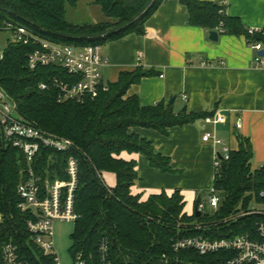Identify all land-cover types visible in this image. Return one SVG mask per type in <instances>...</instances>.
Listing matches in <instances>:
<instances>
[{
	"label": "trees",
	"instance_id": "16d2710c",
	"mask_svg": "<svg viewBox=\"0 0 264 264\" xmlns=\"http://www.w3.org/2000/svg\"><path fill=\"white\" fill-rule=\"evenodd\" d=\"M79 1L0 0V30L5 31L10 23L53 43L103 46L131 35L144 36L148 21L165 0H96L106 18L119 25V29L110 34L105 33L104 24L79 26L63 20L65 4L74 6ZM178 1L188 9L191 26L210 32L221 31L225 35H244L249 43L264 42L259 35H248L241 21L229 17L219 3ZM42 24L51 31H44L40 27ZM32 51L33 46L15 42L3 51L0 91L15 103L21 120L70 139L78 147L74 154L80 164L75 195V211L79 218L71 236L73 258L82 255L90 264H224L230 257L228 253L200 255L193 250L175 251L174 242L185 237L215 240L253 234L256 223L264 222L263 209L260 214H245L225 223L232 214L239 215L247 210L253 200L264 206L261 196L264 170H252L253 147L249 139L239 136V149L230 150L228 160L218 154L219 166L213 186L220 197V205L215 217L204 216L203 212L200 217L185 214L184 200L179 192L171 196L153 195L142 202L140 196L131 192L138 179L137 163L121 158L122 153L144 155L152 168L164 173L174 170L170 158L156 152L151 141L130 130L153 129L166 135L171 128L192 124L211 114L175 113L174 106L168 103L143 107L136 96L125 99L132 85L154 74L141 68L122 73L117 83H108V91L101 90L84 104H60L57 90L50 87L43 91L40 84L49 83L55 76L64 78V74L53 66L29 69L27 60ZM51 156L59 163L50 162ZM67 157L44 151L36 165L43 172L49 168L54 180V172L65 167ZM25 168L23 153L7 146L0 131V214L4 215L0 254L3 244L13 242L27 264H53L27 230L30 217L19 209L21 199L17 189L23 181ZM105 173L116 175L114 188L105 184ZM59 175L67 179L63 172ZM209 222L208 229L196 228ZM103 244L107 249L105 260L101 252Z\"/></svg>",
	"mask_w": 264,
	"mask_h": 264
},
{
	"label": "crops",
	"instance_id": "0c3cea01",
	"mask_svg": "<svg viewBox=\"0 0 264 264\" xmlns=\"http://www.w3.org/2000/svg\"><path fill=\"white\" fill-rule=\"evenodd\" d=\"M197 1L219 3L245 29L264 28V0ZM216 32L218 41H211L210 31L190 25L186 7L178 0H165L148 21L144 36L131 35L107 43L101 51L109 62L102 69L107 84H115L122 73L139 68L154 73L132 85L125 99L136 96L143 107H150L161 102L170 104L175 98V113L187 108L188 113L211 114L192 124L171 128L166 135L153 129L130 130L170 158L172 173L152 168L144 155H121L137 163L133 195L146 202L153 195L179 192L185 204L183 212L188 216L195 214L198 199L202 202L201 194L209 193L213 186L218 154L224 147L238 150L239 136L252 144V170L264 167V67L253 64L255 52L246 36ZM207 119L218 122L207 123ZM239 122L241 128L237 127ZM207 134L222 143L205 142ZM104 177L108 187L116 186L115 174L105 173Z\"/></svg>",
	"mask_w": 264,
	"mask_h": 264
},
{
	"label": "built area",
	"instance_id": "2783aa9c",
	"mask_svg": "<svg viewBox=\"0 0 264 264\" xmlns=\"http://www.w3.org/2000/svg\"><path fill=\"white\" fill-rule=\"evenodd\" d=\"M5 29L13 32L15 43L33 46V51L27 60L29 69L53 66L64 74V78L55 76L49 83L40 84V89L43 91L49 90L50 87L57 90L58 103L84 104L101 90L108 91V84L102 77V69L109 62L101 55V45L80 47L53 43L24 27L13 26L10 23ZM247 33L252 37L259 35L264 39V28L251 27L247 29ZM250 46L255 52L253 64L258 68L264 67V56L258 54L264 51V42H251ZM3 57L1 52L0 61ZM206 122L218 121L207 119ZM237 127L241 128V122ZM0 131L6 145L20 150L26 161L24 178L17 192L21 199L19 209L30 217L27 230L43 255L50 258L53 264H61L54 248V224L57 221L76 222L79 218L75 211V195L79 185L80 164L74 154L78 147L70 139L45 132L21 120L15 103L11 102L2 91H0ZM203 140L205 142L213 140L217 145L222 143L210 134L204 136ZM44 151L68 156L65 167L54 172L56 177L54 180L51 179L49 168L43 172L36 165ZM229 153L230 149L224 147L219 155L228 160ZM218 166L219 162L216 161V167ZM62 172L67 179L59 177V173ZM261 196L264 197V191ZM208 204L214 210L219 208L220 197L214 186L209 189ZM204 209V204L200 202L197 210L202 213ZM250 214H260V212L253 210ZM2 223L3 218L0 216V226ZM174 249L175 251L193 250L200 255L228 253L230 257L224 264H264V222L256 223L255 232L248 235L215 240L203 237L181 238L174 242ZM101 252L105 260L107 252L105 244L102 245ZM73 262V264H90L82 255L73 258ZM0 264H27V261L23 259L15 243L7 242L1 247Z\"/></svg>",
	"mask_w": 264,
	"mask_h": 264
},
{
	"label": "rangeland",
	"instance_id": "374dc122",
	"mask_svg": "<svg viewBox=\"0 0 264 264\" xmlns=\"http://www.w3.org/2000/svg\"><path fill=\"white\" fill-rule=\"evenodd\" d=\"M32 12L35 14L34 11ZM63 20L69 24L79 25V26L89 25V24H93V25L104 24L105 25L104 31L106 34H110L111 32H114L115 30L119 29L118 23L106 18L100 6L96 4V0H81L78 3H76L74 6H71L70 4H65V13L63 16ZM30 21L35 23L34 19H31ZM40 27L44 28L45 29L44 31H47V30L51 31L48 26H45L43 24L40 25ZM102 36H105V34ZM12 43H14L13 34L7 30L5 31L0 30V48L4 51ZM49 161L56 163V164L59 163L58 159L55 158L54 156L49 157ZM104 178H105V182L109 185L106 177ZM201 195L203 196L202 203L205 206L203 215L207 217H211V218L215 217L218 210H214L208 205L209 193L206 192ZM263 209H264L263 205H260L256 203L255 200H253L252 204L247 210H242L241 211L242 213L239 215L232 214L225 221V223L227 221L234 220L238 218L239 216H244L245 214L249 215V213H251L253 210H256L261 213ZM0 216H2L3 221H4V215L0 214ZM75 225H76L75 222H65V221H57L54 224V248L57 253L59 262L61 264H73L74 263L73 257L71 255V249L74 243L71 239V236L73 235L75 231ZM210 225L211 224L209 222V223H205L202 225H197L196 228L197 229H202V228L208 229V227H211Z\"/></svg>",
	"mask_w": 264,
	"mask_h": 264
},
{
	"label": "water",
	"instance_id": "95a60500",
	"mask_svg": "<svg viewBox=\"0 0 264 264\" xmlns=\"http://www.w3.org/2000/svg\"><path fill=\"white\" fill-rule=\"evenodd\" d=\"M209 38H210L211 41L217 42L218 39H219V33L216 32V31H212L209 34ZM1 52H2V49L0 48V54H1ZM258 54L260 56H264V51H260ZM175 101H176V99L175 98H172L169 103L171 105H173L175 103ZM186 110H187V108H184V111H186ZM262 169L264 170V167H262ZM197 202L199 204L201 202V198H199ZM195 214H196L197 217H200L201 216V212L199 210H196Z\"/></svg>",
	"mask_w": 264,
	"mask_h": 264
}]
</instances>
